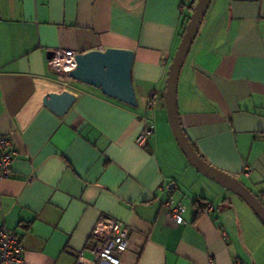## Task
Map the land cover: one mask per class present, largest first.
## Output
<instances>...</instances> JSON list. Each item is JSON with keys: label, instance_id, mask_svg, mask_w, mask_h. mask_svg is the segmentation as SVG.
Segmentation results:
<instances>
[{"label": "crops", "instance_id": "0c3cea01", "mask_svg": "<svg viewBox=\"0 0 264 264\" xmlns=\"http://www.w3.org/2000/svg\"><path fill=\"white\" fill-rule=\"evenodd\" d=\"M194 1L0 0V134L18 151L0 181V225L20 238L17 264H91L100 215L128 225L132 264H264L262 221L187 160L169 126L167 72ZM56 48L132 51L138 105L53 69ZM63 91L76 99L57 115L47 99ZM177 104L199 153L264 204V0L210 1ZM144 125L153 134L140 144Z\"/></svg>", "mask_w": 264, "mask_h": 264}, {"label": "water", "instance_id": "95a60500", "mask_svg": "<svg viewBox=\"0 0 264 264\" xmlns=\"http://www.w3.org/2000/svg\"><path fill=\"white\" fill-rule=\"evenodd\" d=\"M211 0H197L186 23L181 41L167 72L164 92L165 107L171 131L186 156L196 169L219 182L232 193L238 195L252 209L264 224V204L236 176L218 169L194 149L182 127L178 104L177 87L180 71L198 33ZM52 52L50 53V57ZM76 66L67 75L85 84L99 88L103 94L120 102L136 107L138 101L131 82L133 52L130 50L108 48L104 51L93 50L78 52ZM76 99L69 91L51 94L47 106L57 115L68 111Z\"/></svg>", "mask_w": 264, "mask_h": 264}, {"label": "built area", "instance_id": "2783aa9c", "mask_svg": "<svg viewBox=\"0 0 264 264\" xmlns=\"http://www.w3.org/2000/svg\"><path fill=\"white\" fill-rule=\"evenodd\" d=\"M78 52L71 49L56 48L52 50L49 59L50 66L63 73H67L76 66V54ZM153 128L144 125L138 133L136 140L143 144L152 136ZM264 137V132L262 133ZM18 156L11 138L8 135L0 134V181L8 178L11 174L12 163ZM169 206L170 203H167ZM186 207L183 203H176L170 206V216L172 221L178 223L182 221V214ZM214 209V204L206 202L205 212ZM91 237L93 239L87 252L91 255V264H132L135 262L136 255L133 254L127 261L129 250L134 244L130 237L129 227L123 221L105 215H100L95 223ZM78 257L75 264H85ZM23 246L19 236L11 233L4 225H0V261L5 264H17L23 262ZM125 260V261H124ZM209 264H214L210 258ZM235 264H245L239 260Z\"/></svg>", "mask_w": 264, "mask_h": 264}, {"label": "trees", "instance_id": "16d2710c", "mask_svg": "<svg viewBox=\"0 0 264 264\" xmlns=\"http://www.w3.org/2000/svg\"><path fill=\"white\" fill-rule=\"evenodd\" d=\"M195 3H196V0L193 2V7H194V5H195ZM193 7H192V10H193ZM189 139V138H188ZM189 141H190V139H189ZM191 142V141H190ZM191 144H192V146L194 147V149L198 152V154L201 156V157H203L200 153H199V151L196 149V147H195V145L191 142ZM204 158V157H203ZM205 159V158H204ZM206 160V159H205Z\"/></svg>", "mask_w": 264, "mask_h": 264}]
</instances>
